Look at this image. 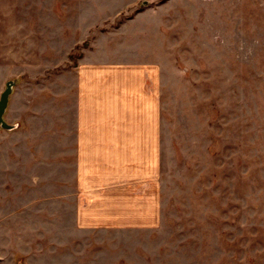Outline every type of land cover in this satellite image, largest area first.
Listing matches in <instances>:
<instances>
[{"label":"rangeland","instance_id":"374dc122","mask_svg":"<svg viewBox=\"0 0 264 264\" xmlns=\"http://www.w3.org/2000/svg\"><path fill=\"white\" fill-rule=\"evenodd\" d=\"M93 45L161 66V223L77 230L69 168L59 185L54 154H5L0 130V264H264V0H0L14 106L46 88L54 109Z\"/></svg>","mask_w":264,"mask_h":264},{"label":"crops","instance_id":"0c3cea01","mask_svg":"<svg viewBox=\"0 0 264 264\" xmlns=\"http://www.w3.org/2000/svg\"><path fill=\"white\" fill-rule=\"evenodd\" d=\"M68 77V90L60 85L54 91L52 110L46 88L38 93L37 111L25 96L21 108L14 106L13 89L5 119L15 127H0L7 133L5 154H30L37 139L39 149L31 154H54L59 185L62 167L69 168V209L77 230L156 229L163 159V73L157 59L114 56L93 45L76 58ZM8 80L0 67V96ZM19 109L21 118H8ZM8 181L12 196L7 168Z\"/></svg>","mask_w":264,"mask_h":264},{"label":"water","instance_id":"95a60500","mask_svg":"<svg viewBox=\"0 0 264 264\" xmlns=\"http://www.w3.org/2000/svg\"><path fill=\"white\" fill-rule=\"evenodd\" d=\"M15 84L16 81L14 79L8 80L6 83V87L0 96V127H3L5 129H12L15 127V124H11L5 119V113L8 108L9 99L13 92Z\"/></svg>","mask_w":264,"mask_h":264}]
</instances>
